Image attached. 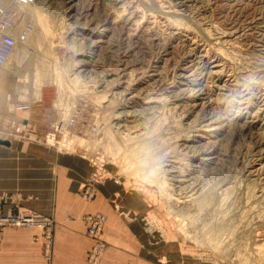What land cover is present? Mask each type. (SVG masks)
I'll return each mask as SVG.
<instances>
[{
    "label": "rangeland",
    "instance_id": "374dc122",
    "mask_svg": "<svg viewBox=\"0 0 264 264\" xmlns=\"http://www.w3.org/2000/svg\"><path fill=\"white\" fill-rule=\"evenodd\" d=\"M0 1V264H264V0Z\"/></svg>",
    "mask_w": 264,
    "mask_h": 264
},
{
    "label": "bare ground",
    "instance_id": "6f19581e",
    "mask_svg": "<svg viewBox=\"0 0 264 264\" xmlns=\"http://www.w3.org/2000/svg\"><path fill=\"white\" fill-rule=\"evenodd\" d=\"M70 1V0H69ZM0 5L1 7L8 11L9 13H11L10 15V18H12V26L11 27H6L7 28V32H10L14 38H15V45H16V37L14 35V29H15V26H16V23H15V17H14V11L9 8V7H6L5 5H3L2 1H0ZM259 12V11H258ZM259 18V17H258ZM235 30V29H234ZM254 30V29H253ZM14 45V47H15ZM13 47V48H14ZM13 52V49L11 50V52L9 53L8 55V58L10 57V55L12 54ZM84 55V54H83ZM6 59V60H7ZM8 61V60H7ZM80 61H82V63H86L85 62V59H80ZM6 62V61H5ZM4 62V63H5ZM88 62V61H87ZM2 63V64H4ZM1 64V65H2ZM83 66V64H82ZM85 66V64H84ZM122 68V67H121ZM263 68V67H262ZM261 68V69H262ZM119 69V68H118ZM78 71H81L80 69ZM120 71V70H119ZM109 75V74H107ZM123 75V74H122ZM184 75V74H183ZM118 76V75H117ZM121 76V75H120ZM119 76V77H120ZM118 77H116L117 79ZM119 79V78H118ZM121 79V78H120ZM177 79V78H176ZM118 81V80H117ZM201 84V83H200ZM181 90V89H180ZM193 92V91H192ZM185 94V92H184ZM191 94V93H190ZM134 95V94H133ZM178 95V94H177ZM181 95V94H180ZM183 95V94H182ZM182 97V96H181ZM180 98V97H179ZM175 99V98H174ZM125 112H123V116L121 117L122 118V121L124 120H130L129 122H132L133 119H134V112L133 111H126L124 110ZM119 117V115H118ZM216 118V117H215ZM119 119V118H118ZM203 120V119H202ZM207 122L203 123V126H204V130L205 131H211V130H214L216 127L218 126H213V123L215 122L212 117H209L207 118ZM118 120H116L115 122H117ZM217 121V120H216ZM120 123V122H119ZM122 123V122H121ZM124 123V122H123ZM118 125V124H117ZM116 125V126H117ZM218 125V124H217ZM123 127L125 128H128L130 130H132L133 132H138L140 129L138 128L139 126L136 125V124H130L128 125H123ZM220 127V126H219ZM122 128V126L120 127ZM127 129V130H128ZM125 131V130H124ZM129 131V130H128ZM201 134V133H200ZM185 149V148H183ZM187 149V148H186ZM187 151V150H184L183 153ZM190 151V150H188ZM187 151V152H188ZM261 151V154L264 152V147L260 150ZM196 153V152H195ZM201 153V152H200ZM198 154V153H197ZM260 155V154H259ZM180 156V155H179ZM264 156V155H263ZM203 159V158H202ZM173 160H174V156H173ZM173 160H168L166 162V170L168 172V181H169V184L172 188V191L176 192V194L179 196L178 198L181 199L183 202L185 203H196L199 201L200 203V198L201 196H203V193L205 194V184L204 182L202 181V179L200 178V176L197 174V175H194L190 169L189 170H183V168H181L180 166H177L174 164V161ZM204 160V159H203ZM176 161V160H175ZM164 164V163H162ZM164 165V166H165ZM184 166V165H183ZM192 167V166H191ZM164 170V169H163ZM162 170V171H163ZM167 181V179H166ZM165 181V182H166ZM164 182V183H165ZM167 184V183H166ZM168 186V187H170ZM168 189V188H167ZM170 189V188H169ZM170 191V190H169ZM167 194H168V191H167ZM171 194V192H170ZM176 195V196H177ZM169 197H172V196H169ZM202 199V198H201ZM196 205V204H195ZM202 205V203H201ZM199 207V206H198Z\"/></svg>",
    "mask_w": 264,
    "mask_h": 264
},
{
    "label": "built area",
    "instance_id": "2783aa9c",
    "mask_svg": "<svg viewBox=\"0 0 264 264\" xmlns=\"http://www.w3.org/2000/svg\"><path fill=\"white\" fill-rule=\"evenodd\" d=\"M10 15L11 13L4 10L0 5V65L6 61L15 45L14 36L10 32H7L6 28L12 26ZM100 227L101 224H99V229Z\"/></svg>",
    "mask_w": 264,
    "mask_h": 264
},
{
    "label": "crops",
    "instance_id": "0c3cea01",
    "mask_svg": "<svg viewBox=\"0 0 264 264\" xmlns=\"http://www.w3.org/2000/svg\"><path fill=\"white\" fill-rule=\"evenodd\" d=\"M72 223H73V228L69 233H71V234L77 233V235H80L82 237L81 234H83V233L81 232V230L84 228V226L79 221H73ZM74 225H75V227H74Z\"/></svg>",
    "mask_w": 264,
    "mask_h": 264
}]
</instances>
